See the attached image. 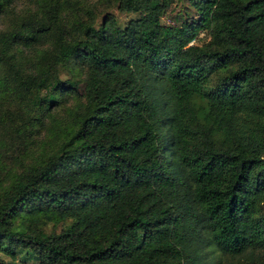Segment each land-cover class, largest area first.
I'll return each instance as SVG.
<instances>
[{
	"label": "trees",
	"instance_id": "trees-1",
	"mask_svg": "<svg viewBox=\"0 0 264 264\" xmlns=\"http://www.w3.org/2000/svg\"><path fill=\"white\" fill-rule=\"evenodd\" d=\"M58 1L0 29V84L20 102L0 154L43 105L82 93L57 144L1 188L0 251L41 264H264V0H111L68 26ZM50 35L26 66L20 51ZM76 61L81 85L58 74ZM48 221L61 227L45 232Z\"/></svg>",
	"mask_w": 264,
	"mask_h": 264
},
{
	"label": "rangeland",
	"instance_id": "rangeland-1",
	"mask_svg": "<svg viewBox=\"0 0 264 264\" xmlns=\"http://www.w3.org/2000/svg\"><path fill=\"white\" fill-rule=\"evenodd\" d=\"M44 1L11 0L7 6L0 10V29H9L26 18L40 14L39 12H44L40 10V3H44ZM58 3V8H60L58 10L59 19H61L66 26H68L67 24L78 12L83 11L85 8L93 9L95 12H103L111 8V0H59ZM176 6H181V3L176 4ZM113 11L119 22L134 17L132 12L118 11L116 9ZM50 40H52L51 35L48 41L36 46L34 51L25 48L21 50L20 48L19 58L26 66H32L36 58L50 49ZM84 69L85 67L76 61L68 63L65 66H59L58 74L61 78L70 77L71 79L79 81V85H81L83 82ZM1 75L2 72L0 69V76ZM7 91V88L0 84V136L2 137L4 135L8 140L4 132L10 134L7 130L11 128L13 124L9 122V117H5V115L18 109L20 102L15 94L12 92L8 93ZM47 93V90L43 89L38 93L36 98L40 97L44 99ZM81 101V89H78L77 93L68 92L58 104L49 105V107L43 105L39 121L36 118L26 119L21 127L23 134H18V140L20 141L17 139H9L12 144L14 143L10 154L7 156L0 154V190L6 186L13 176L25 165L29 162L39 160L51 151L52 147L60 140L63 131L69 129L73 122V113L76 108L79 107ZM163 128L164 126H162V129ZM21 142H23V144ZM60 227L61 222L53 224L51 221H48L42 224V229L45 232H49L52 229L57 231ZM0 259L3 260L4 264H41L37 259L28 256L23 250L15 253L13 260H10L7 254L0 251Z\"/></svg>",
	"mask_w": 264,
	"mask_h": 264
}]
</instances>
